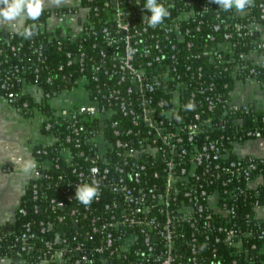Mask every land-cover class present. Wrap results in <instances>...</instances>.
<instances>
[{"label":"built area","instance_id":"built-area-1","mask_svg":"<svg viewBox=\"0 0 264 264\" xmlns=\"http://www.w3.org/2000/svg\"><path fill=\"white\" fill-rule=\"evenodd\" d=\"M160 2L170 14L155 27L144 19L145 0H80L79 9L66 12L80 16L78 29L69 32L70 40L83 36L84 43L97 49V56L80 53L85 103L55 110V118L63 114L73 119V131L63 139L49 136L46 146L54 155L43 163L36 160L38 175L28 186L38 202L37 182L51 180V169L63 165L65 179L73 178L62 187V199H50L52 210L63 198L77 200L78 183L95 179L99 192L87 206L77 200L78 206L66 215L77 227L56 231L45 242V255L51 258L40 264H264V258L252 257L264 255V243H259L264 230L252 223L264 221V166L255 160L263 159L264 164V157L251 155L246 160L249 155L237 150L245 143L217 141L208 132L224 131L228 112L248 113L251 104L255 111L262 109L236 99L234 88L227 98L215 94L214 81L205 78V65L217 66L226 54L234 53L230 29H245L229 18L245 17L249 9H234L225 16L215 0ZM259 8L264 19V4ZM223 26V38L217 42ZM257 27L246 26L250 36ZM40 49L35 48L39 55ZM67 58L71 65L73 54ZM239 59L252 63L235 64L234 87L260 81L264 34ZM244 69L243 82L239 76ZM166 84L172 89L160 92ZM217 106L225 112L220 118L213 114ZM84 115L91 122L87 127L80 121ZM43 123L51 130L53 123L44 116ZM248 136L263 138L258 128ZM47 153L37 150L36 155ZM250 196L254 201L248 203ZM249 204L252 212H247ZM39 209L35 204L34 212ZM58 222L67 221L60 217ZM41 225V233L54 229L53 222ZM32 238L36 234L28 227L16 239L22 242V251L33 250Z\"/></svg>","mask_w":264,"mask_h":264},{"label":"trees","instance_id":"trees-1","mask_svg":"<svg viewBox=\"0 0 264 264\" xmlns=\"http://www.w3.org/2000/svg\"><path fill=\"white\" fill-rule=\"evenodd\" d=\"M260 4H264V0H248L245 8L249 9L245 17L231 16L229 20L231 22L238 21L245 29L241 32H237L230 29L232 37L230 43L234 47L233 54H226L224 57V63H219L217 66L208 64L206 68V80L214 81L215 83V94H220L222 97L227 98L229 93L233 90L235 84V78L233 72L235 71V64L243 62V65L251 64L249 60L242 61L239 59V55L242 53H249L253 49L258 41L261 40V36L264 34V19H261ZM227 10L224 15L231 14L232 11ZM51 13L42 11L41 16L36 21H26V25H33L31 29L33 35L31 37L21 36L17 32H13L8 37H4L0 30V99H7L15 106L25 117L34 115L35 111H39L45 118L46 122L51 121L53 126L51 130H46V123L41 125V132L49 137L50 135L59 136L61 139L72 133V118H68L67 115H63L55 118V109H53L47 101L36 102L33 97L23 91L24 85L37 86L42 89L44 95L49 98H53L56 95L61 94L63 91H69L70 93L75 92L80 88L81 81L83 79L82 73L79 70V55L82 52H86L88 56L96 57L97 49H93L87 43H84V37L79 36L78 38L72 39L71 34L61 29L55 31H48L46 29V23L48 22ZM216 16L213 14L209 15L208 19L211 20ZM216 19V18H215ZM251 23L258 25L256 31L252 36L249 35L246 26ZM224 26L222 30L216 34V41L219 42L223 38ZM205 34H194L196 37ZM83 42V45H82ZM35 48L40 49L39 53L35 52ZM72 53L73 58L72 64L68 65L67 54ZM253 66V65H252ZM60 67H63L60 70ZM256 70L260 68L254 66ZM244 74L239 78L244 82L246 80L247 71L243 70ZM72 75L70 78L69 76ZM49 78L51 79L49 82ZM261 82H264V75L258 77ZM19 80H22L21 82ZM5 85L6 88L3 86ZM172 89L170 84L163 86L160 92L165 90L169 92ZM82 91V90H81ZM47 98V99H49ZM254 104V103H253ZM77 107V106H76ZM77 109V108H74ZM255 108L251 104L250 112L242 111H231L226 114L224 121L226 128L223 131L220 128L210 129L208 132L212 134V137L219 141L220 139H229L234 141H240L246 143L251 138L248 136V132L254 128L259 129V134L264 138V109L254 110ZM224 110L217 106L213 114L217 118L224 115ZM56 121V122H55ZM83 126L87 127L91 122L89 116H83L80 118ZM81 131V129L79 128ZM229 148L233 145L227 143ZM48 150L46 155H36L37 150ZM37 161L43 163L46 160H51L53 153L51 148L48 146H37L33 150ZM251 156H247L246 160ZM253 157V156H252ZM232 158L238 159V155L233 154ZM244 160V159H243ZM260 163V167L263 159L255 158ZM39 171H41L39 169ZM51 180H40L38 183V190L40 194V200L38 202L33 200L32 185L28 186V189L21 199L18 209L15 213L14 226L11 232H5L0 230V258L11 259L14 264H40L43 259L51 258V255H45V242L52 240L56 231L73 230L77 227V223L69 221L66 217L68 212L78 206V201L66 202L63 198L62 205L52 210L49 206L50 199L53 197H61L64 194L63 186H67L69 180L73 176H68L66 180L67 171L62 165L60 169H54L50 171ZM63 176L64 180H58L59 176ZM34 183V182H32ZM30 183V184H32ZM264 190V184L262 187ZM251 196L248 197V203L253 202ZM264 201V199H263ZM35 204L40 205L38 213L34 212ZM251 204L247 205V212H252ZM26 209L27 213L23 214L22 210ZM60 217L65 218L67 222L60 223L58 219ZM44 222L54 223L53 230H46L41 233V223ZM255 222L260 224L262 230H264V221ZM67 223V224H66ZM32 233L36 234V238L30 240L31 245L34 246L33 250L22 251V242H17L16 239L24 234L28 227ZM258 227V226H257ZM259 243H264V238L259 240ZM253 260L264 258V255L252 254ZM42 259V260H41ZM55 264V263H53Z\"/></svg>","mask_w":264,"mask_h":264},{"label":"crops","instance_id":"crops-1","mask_svg":"<svg viewBox=\"0 0 264 264\" xmlns=\"http://www.w3.org/2000/svg\"><path fill=\"white\" fill-rule=\"evenodd\" d=\"M79 8L80 0H43V11L51 13L46 23V29L48 31L57 29L64 32L76 31L79 27L80 16L66 12ZM77 14H81V12L78 10ZM11 23L13 22L0 23L2 36L8 37L15 32L10 27ZM32 87L36 86L24 85L23 91L33 97L36 102H43L44 99L38 98ZM233 91L236 99L250 101L258 108L264 109V82L251 79L243 85L234 87ZM51 100L53 99L48 101ZM67 101L68 106L60 108L51 104L50 106L58 111L69 107L70 103L74 107L81 105L78 100ZM42 118L43 115L37 110L34 115L25 117L10 101L0 99V230L5 232L13 230L16 210L28 185L38 175L35 169L29 174L23 173L21 162L29 158L36 162L34 148L50 143L49 137L41 132ZM237 150L243 155L264 157V138L251 139L239 146ZM0 264H14V262L11 259L0 258Z\"/></svg>","mask_w":264,"mask_h":264},{"label":"clouds","instance_id":"clouds-1","mask_svg":"<svg viewBox=\"0 0 264 264\" xmlns=\"http://www.w3.org/2000/svg\"><path fill=\"white\" fill-rule=\"evenodd\" d=\"M219 7L225 11L245 9L248 0H215ZM0 23L12 21L10 27L13 31L24 37H31L33 25H26V21H36L43 11V0H0ZM143 8L147 10L144 15L148 26L155 27L169 16V10L160 0H145ZM37 167L33 159L21 162V171L31 173ZM99 192V182H83L75 186V198L83 205H89Z\"/></svg>","mask_w":264,"mask_h":264},{"label":"rangeland","instance_id":"rangeland-1","mask_svg":"<svg viewBox=\"0 0 264 264\" xmlns=\"http://www.w3.org/2000/svg\"><path fill=\"white\" fill-rule=\"evenodd\" d=\"M32 90L34 91V94L40 98L41 100L44 99V101H47L49 99H53L51 101H48L49 104H51L54 107H63L66 106V101L67 100H78L79 104H83L84 103V94L82 93V91L79 89H77L75 92L70 93L69 91H63L61 92V94H59L56 97L53 98H49L47 99V97L43 94L42 89H39V87H32ZM81 93V94H80ZM69 98V99H67ZM71 102V101H70ZM68 104V103H67ZM73 104L70 103V106H72ZM69 106V107H70Z\"/></svg>","mask_w":264,"mask_h":264}]
</instances>
